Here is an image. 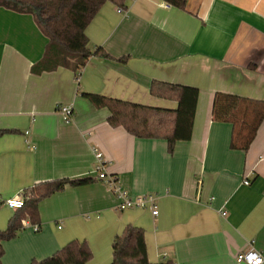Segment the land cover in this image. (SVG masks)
Listing matches in <instances>:
<instances>
[{
	"label": "crops",
	"instance_id": "crops-1",
	"mask_svg": "<svg viewBox=\"0 0 264 264\" xmlns=\"http://www.w3.org/2000/svg\"><path fill=\"white\" fill-rule=\"evenodd\" d=\"M85 32L108 56L78 73H36L48 37L32 14L0 6V231L21 212L7 198L47 181L94 179L42 199L35 219L3 242V264H31L74 239L89 244L87 264H110L114 238L130 224L144 229L154 263L239 264L248 248L264 256V120L242 151L230 147L232 124L212 114L217 92L264 100V0H187L185 8L126 0L124 9L107 1ZM154 81L199 89L191 139L172 153L166 139L111 126L110 110L84 95L177 109L151 94ZM64 104L73 106L68 123ZM97 152L129 195L157 196V215L119 209L98 177Z\"/></svg>",
	"mask_w": 264,
	"mask_h": 264
},
{
	"label": "trees",
	"instance_id": "trees-1",
	"mask_svg": "<svg viewBox=\"0 0 264 264\" xmlns=\"http://www.w3.org/2000/svg\"><path fill=\"white\" fill-rule=\"evenodd\" d=\"M111 1L121 8L126 0H0V6L18 13L32 14L41 31L48 37L43 58L33 66V71H53L67 67L77 73L93 56H108L102 49H92L86 35V28L101 6ZM185 8L187 0H164ZM151 94L176 100L175 110L153 107L100 94L84 93L97 107L110 110L108 118L113 127H124L127 132L139 138L166 139L170 153L178 141H189L193 132L199 89L191 86L154 81ZM213 119L232 124L230 147L247 151L255 139L264 120V100L240 95L217 92L213 102ZM3 131H0L2 134ZM93 178L57 179L39 183L25 190V204L14 215L5 230L0 231V264L4 254L3 242L13 239L23 226L22 220H34L38 215L39 202L67 185L80 186L93 182ZM113 259L110 264H174L173 261L150 262L143 228L127 225L122 234L114 238ZM93 252L86 240L74 239L55 254L33 260L31 264H87Z\"/></svg>",
	"mask_w": 264,
	"mask_h": 264
},
{
	"label": "built area",
	"instance_id": "built-area-1",
	"mask_svg": "<svg viewBox=\"0 0 264 264\" xmlns=\"http://www.w3.org/2000/svg\"><path fill=\"white\" fill-rule=\"evenodd\" d=\"M59 113L63 121L67 123L70 122L74 114L72 104H64L59 106ZM96 157L99 161V169L101 171L99 172L98 177L100 179H104L111 188L112 192L120 199V203L118 204L120 210H126L130 208L151 209L153 215L158 214L159 210L157 205V196L155 194L146 193L139 196L129 195L117 177L104 170V165H102V153L97 152ZM245 183L249 184L250 181L247 180ZM3 204L13 209L22 208L25 204V193L21 192V194H16L12 197H9L3 201ZM33 229L38 231L39 225H33ZM237 262L239 264H264V256L256 249L248 248L238 254Z\"/></svg>",
	"mask_w": 264,
	"mask_h": 264
}]
</instances>
